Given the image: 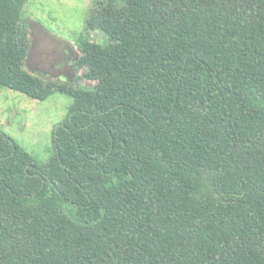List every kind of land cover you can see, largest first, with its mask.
Listing matches in <instances>:
<instances>
[{"label": "trees", "instance_id": "obj_1", "mask_svg": "<svg viewBox=\"0 0 264 264\" xmlns=\"http://www.w3.org/2000/svg\"><path fill=\"white\" fill-rule=\"evenodd\" d=\"M27 1L0 87L73 102L46 162L0 127V264H264V0H93L91 87L28 68Z\"/></svg>", "mask_w": 264, "mask_h": 264}, {"label": "rangeland", "instance_id": "obj_2", "mask_svg": "<svg viewBox=\"0 0 264 264\" xmlns=\"http://www.w3.org/2000/svg\"><path fill=\"white\" fill-rule=\"evenodd\" d=\"M93 0H28L23 20L29 28L31 49L27 66L75 85L92 86L78 79L72 66L77 54L76 39L84 31ZM91 38L104 35L91 32ZM73 97L57 91L46 100L0 87V127L39 160L54 153L53 130L68 113Z\"/></svg>", "mask_w": 264, "mask_h": 264}]
</instances>
